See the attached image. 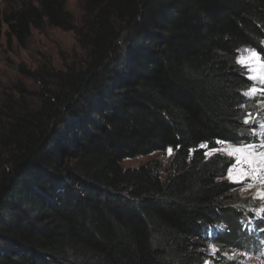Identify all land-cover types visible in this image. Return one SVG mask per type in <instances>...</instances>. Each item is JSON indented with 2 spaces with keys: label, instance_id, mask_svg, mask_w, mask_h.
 <instances>
[{
  "label": "trees",
  "instance_id": "1",
  "mask_svg": "<svg viewBox=\"0 0 264 264\" xmlns=\"http://www.w3.org/2000/svg\"><path fill=\"white\" fill-rule=\"evenodd\" d=\"M83 2L80 23L66 0L0 3V44L51 27L86 53L82 68L24 70L37 102L0 108V264H235L229 247L261 251L230 161L190 150L243 139L252 81L236 58L264 48V0ZM169 146L166 180L154 163L122 166Z\"/></svg>",
  "mask_w": 264,
  "mask_h": 264
},
{
  "label": "rangeland",
  "instance_id": "2",
  "mask_svg": "<svg viewBox=\"0 0 264 264\" xmlns=\"http://www.w3.org/2000/svg\"><path fill=\"white\" fill-rule=\"evenodd\" d=\"M6 1L0 0V3L5 4ZM66 3L67 10L75 17L77 23H80L84 15L83 0H66ZM262 45L264 46V42ZM253 52L257 51L252 47L240 48L236 62L242 57L246 58L249 67H243L239 63L237 66L248 77H255V79H250L252 87L258 90L264 89V58L260 54L256 59H247L252 56ZM85 59L86 53L79 47L73 31L51 27H46L42 31L34 30L25 46H21L15 39L8 42L4 37L0 44V108L9 96L15 99L24 98L33 103L37 102V96L41 91L40 81L25 71L33 73L45 67L57 71L66 70L71 66L82 68ZM245 98V105L242 109L243 121L250 113L253 123H245L246 129L242 132L243 139L239 143H218L216 152L224 155L233 169L241 166L234 164L235 157L229 156V151L252 144L257 152H264V95L258 92L257 95H245ZM171 156L167 152H158L146 157L127 159L122 162V166L135 168L154 163L158 166L161 178L166 180L172 174ZM257 163L264 168V161L258 159ZM228 181L235 185L236 192L245 201L246 211L249 212L246 231L256 238V246L262 250L245 251L239 247H229L224 251L223 256L235 264H264V201L257 198L258 193L264 190V172L261 173L259 179L250 176L241 183H234L229 179ZM209 249L212 256L218 252V248L214 245H211ZM207 261L213 264L212 260Z\"/></svg>",
  "mask_w": 264,
  "mask_h": 264
},
{
  "label": "snow or ice",
  "instance_id": "3",
  "mask_svg": "<svg viewBox=\"0 0 264 264\" xmlns=\"http://www.w3.org/2000/svg\"><path fill=\"white\" fill-rule=\"evenodd\" d=\"M261 53H264V48H261L259 52H253L252 56L248 57L247 59H256L257 57L260 56ZM237 63L241 64V66L243 67H249V65L246 63V58L242 57L241 59L237 61ZM248 78L255 79V77H248ZM258 92L259 94L264 95V89L258 90L255 87H252L248 93H245V95H257ZM244 123L246 124L253 123L250 113L246 117ZM223 142H224L223 140L214 141L211 145L210 151L208 150L210 148V145L208 143H200L197 145L196 148L191 149L190 151L196 152L199 150H205L203 152V155L207 158L217 152L215 144L223 143ZM180 147H181L180 145H176L177 149H179ZM166 151L169 156L174 154V149L172 146H169ZM228 155L235 157V160H234L235 165L241 166V167H236L235 169L229 168L228 170V179L234 183H241L250 176L254 179H259L261 176V173L264 172V168H262L260 164L257 163L258 159L261 161H264V152H257L255 150V146L252 144H246L244 145V147H237L233 149L232 151H229ZM243 166H246V167H243ZM257 198L264 201V190H261L258 193ZM205 264H209V262L206 261Z\"/></svg>",
  "mask_w": 264,
  "mask_h": 264
}]
</instances>
